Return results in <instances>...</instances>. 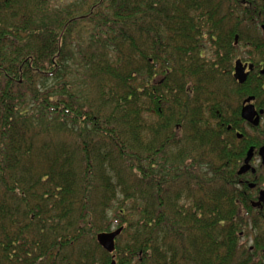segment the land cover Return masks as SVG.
Returning a JSON list of instances; mask_svg holds the SVG:
<instances>
[{
    "label": "trees",
    "instance_id": "trees-1",
    "mask_svg": "<svg viewBox=\"0 0 264 264\" xmlns=\"http://www.w3.org/2000/svg\"><path fill=\"white\" fill-rule=\"evenodd\" d=\"M258 1L0 0V264H258L232 76Z\"/></svg>",
    "mask_w": 264,
    "mask_h": 264
},
{
    "label": "flooded vegetation",
    "instance_id": "flooded-vegetation-1",
    "mask_svg": "<svg viewBox=\"0 0 264 264\" xmlns=\"http://www.w3.org/2000/svg\"><path fill=\"white\" fill-rule=\"evenodd\" d=\"M254 16L252 33L244 35V39L239 41L237 36L235 42L238 45L235 61L241 62L243 80H235L238 85V119L233 131L240 154L235 166L237 183L250 206L247 209L241 205L239 211L242 216L255 218V225L248 220V224L258 231L249 250L253 251L256 245H261L262 251L257 252L254 259L258 264H264V201H260L261 192H264V0L254 4ZM245 108H249L248 119L244 117ZM250 151L249 167L239 173ZM244 232L243 227L240 234Z\"/></svg>",
    "mask_w": 264,
    "mask_h": 264
},
{
    "label": "water",
    "instance_id": "water-1",
    "mask_svg": "<svg viewBox=\"0 0 264 264\" xmlns=\"http://www.w3.org/2000/svg\"><path fill=\"white\" fill-rule=\"evenodd\" d=\"M237 40V36H235V42ZM242 74V66H241V62L239 60H236L234 63V68H233V77L235 80L237 81H242L243 77H241ZM246 113L244 114L245 118H249L248 117V113H249V108H245L244 110ZM256 123V121H255ZM250 154L251 151L248 153L247 158L244 161V165L241 167V169L239 170V173L244 172L245 170L248 169V160L250 158ZM260 201H264V192H261V197H260ZM259 204V203H258ZM253 205L255 206V204L253 203ZM121 227L111 230V231H103V232H99L96 235V240L98 242V244L107 252L111 253L113 252L114 248H115V238L119 235V233L121 232ZM108 264H116L115 260L112 259ZM129 264V263H127Z\"/></svg>",
    "mask_w": 264,
    "mask_h": 264
},
{
    "label": "rangeland",
    "instance_id": "rangeland-1",
    "mask_svg": "<svg viewBox=\"0 0 264 264\" xmlns=\"http://www.w3.org/2000/svg\"><path fill=\"white\" fill-rule=\"evenodd\" d=\"M78 1L79 0H50L52 5L58 6L60 8H63L65 6H69V5H73ZM82 27L83 26L78 27L77 30L79 31ZM81 34L87 36L88 33H86L85 31H82ZM74 54H75V49H74ZM77 63H78L77 60H75V62L70 61L69 62L70 68L73 70L77 69V66H78ZM243 226H244V230H246V232L239 235L238 243L240 244V247H249L252 245L253 237H254L255 233H258V231L256 229H254L252 224L251 225L250 224L243 225ZM114 229H116L115 226H113L111 230H114Z\"/></svg>",
    "mask_w": 264,
    "mask_h": 264
}]
</instances>
